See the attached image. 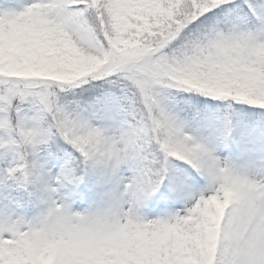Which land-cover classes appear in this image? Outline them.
Returning <instances> with one entry per match:
<instances>
[{
	"label": "snow or ice",
	"instance_id": "1",
	"mask_svg": "<svg viewBox=\"0 0 264 264\" xmlns=\"http://www.w3.org/2000/svg\"><path fill=\"white\" fill-rule=\"evenodd\" d=\"M0 264H264V0H0Z\"/></svg>",
	"mask_w": 264,
	"mask_h": 264
}]
</instances>
